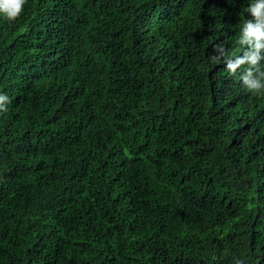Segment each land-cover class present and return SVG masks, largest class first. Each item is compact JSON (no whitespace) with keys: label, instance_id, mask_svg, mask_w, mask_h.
<instances>
[{"label":"trees","instance_id":"trees-1","mask_svg":"<svg viewBox=\"0 0 264 264\" xmlns=\"http://www.w3.org/2000/svg\"><path fill=\"white\" fill-rule=\"evenodd\" d=\"M247 0H26L0 18V264H264V94Z\"/></svg>","mask_w":264,"mask_h":264},{"label":"clouds","instance_id":"clouds-1","mask_svg":"<svg viewBox=\"0 0 264 264\" xmlns=\"http://www.w3.org/2000/svg\"><path fill=\"white\" fill-rule=\"evenodd\" d=\"M26 0H0V18L13 21L23 11ZM245 19L239 28L236 43L240 54L225 58L224 49H214V60L223 62L228 74L239 75L243 88L253 94H264V0H247ZM8 95L0 93V111H6ZM236 264H243L237 260Z\"/></svg>","mask_w":264,"mask_h":264}]
</instances>
